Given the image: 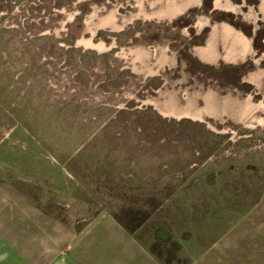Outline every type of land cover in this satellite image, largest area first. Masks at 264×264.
Segmentation results:
<instances>
[{"label":"rangeland","instance_id":"obj_1","mask_svg":"<svg viewBox=\"0 0 264 264\" xmlns=\"http://www.w3.org/2000/svg\"><path fill=\"white\" fill-rule=\"evenodd\" d=\"M0 190L65 242L111 221L161 264H264V0H0Z\"/></svg>","mask_w":264,"mask_h":264},{"label":"crops","instance_id":"obj_2","mask_svg":"<svg viewBox=\"0 0 264 264\" xmlns=\"http://www.w3.org/2000/svg\"><path fill=\"white\" fill-rule=\"evenodd\" d=\"M212 27V37L221 38L224 63L238 64L255 51L254 37L237 27L226 21ZM6 197L0 190V264H161L117 222L93 223L85 235L65 242L37 217L45 214L41 209L6 205Z\"/></svg>","mask_w":264,"mask_h":264},{"label":"trees","instance_id":"obj_3","mask_svg":"<svg viewBox=\"0 0 264 264\" xmlns=\"http://www.w3.org/2000/svg\"><path fill=\"white\" fill-rule=\"evenodd\" d=\"M124 225V224H123ZM125 226V225H124ZM125 228L128 230V231H130V229L127 227V226H125Z\"/></svg>","mask_w":264,"mask_h":264}]
</instances>
